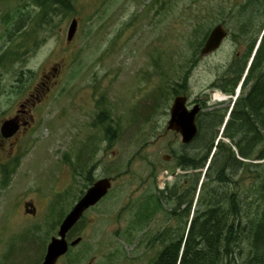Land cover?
<instances>
[{
	"label": "rangeland",
	"instance_id": "374dc122",
	"mask_svg": "<svg viewBox=\"0 0 264 264\" xmlns=\"http://www.w3.org/2000/svg\"><path fill=\"white\" fill-rule=\"evenodd\" d=\"M71 1L69 11L48 10L43 23L33 0H0L4 12L25 9L28 44L20 61L0 68V117L22 89L58 68L24 140L20 169L0 185V264H42L65 216L103 177L113 179L112 189L86 212L77 236L69 235L83 240L57 264H150L163 244L152 237L188 219H172L174 201L159 210L147 204L156 205L160 190L179 179L182 142L166 129L168 110L176 89L192 98L210 93L236 49L229 41L202 58L198 48L216 10L237 0ZM74 18L77 32L68 41ZM26 200L35 213L15 209Z\"/></svg>",
	"mask_w": 264,
	"mask_h": 264
},
{
	"label": "flooded vegetation",
	"instance_id": "af4514ba",
	"mask_svg": "<svg viewBox=\"0 0 264 264\" xmlns=\"http://www.w3.org/2000/svg\"><path fill=\"white\" fill-rule=\"evenodd\" d=\"M231 2V4L229 3V5L227 4L223 8L216 10L213 15L212 27L209 31L210 34L219 25L225 28L227 36L220 47L209 54H202L208 34L206 40L199 46L198 51H200L202 58H207L222 49L224 44L229 41L236 50L229 60L224 65H221L223 69L215 73L214 80L208 87L210 93L205 89L202 94L194 98L185 94L188 98L186 103L188 110L191 111L196 106L199 107L196 115L198 133L202 129V118L206 115L213 116L210 143L214 139V147L207 159L206 166L202 167L200 148L194 145V141L199 134L190 143H182L179 158H182L187 152L193 159L188 164H183L180 160L178 166L179 179L172 185L166 184L161 189L163 192H159L160 200H157L154 206L155 209L159 210L163 206L166 207L170 201H174V209L178 213L192 214L198 222L201 221L202 215L218 211L221 214L228 215L225 226H232L231 215L233 213L245 214L248 212L250 200L248 180L252 178L251 183L253 184L254 182V173L250 175L248 162L252 161V163L260 167L262 166L260 162H263V159L250 160L240 154L237 145L238 138L232 139L225 136L229 134H240L242 136L249 133L264 134V126L262 124L254 122V129L245 123L247 120L242 121L247 119V114L249 113H252V115L249 114L252 119H256L257 116L264 112V108L261 106L262 99L260 100L262 95L256 93L258 81L264 77V50L260 52L264 43V3L259 4V2L256 3L253 0ZM34 5L36 4L34 3ZM51 11L55 12L53 9ZM26 14L30 17L29 12ZM51 14L49 12L48 15L43 17V23L47 21L48 17H51ZM23 16L25 17V9L20 7L15 12L0 10V29H2L0 33V68L2 69H7L11 61H20L25 46L28 45L25 44L24 28L26 23ZM57 71V67L49 68L37 83L30 86L28 90L22 89L17 101L0 117V152H3L6 157L4 161H0V185H4L6 183L4 180L18 173L21 166V158H23L24 140L26 136L34 131L39 105L45 101L51 90L47 83L56 75ZM211 91L218 92L216 94H221L223 98L218 99L216 94L215 96L212 95ZM175 97L168 110L166 129L181 138L179 132L168 130V123L171 118L170 111ZM247 103H255L257 108H259L258 112L254 114L251 105H246ZM10 119L16 121L17 128L12 135L5 136L2 132V125L6 120ZM240 124H245L246 126L240 127ZM240 144L242 148H246L245 138L241 140ZM190 146H192V150L188 151L187 148ZM220 147H226L230 155L229 158L234 165L217 168L221 164V160H219L221 158L220 154L218 155ZM230 148L235 151V154H232ZM216 154L218 155V160L216 165L212 166ZM257 156H259L258 153ZM258 169L261 170L260 168ZM213 170L216 171V175L211 178L208 175ZM259 175L260 171L258 172ZM173 190L177 191L174 196L171 195ZM29 206L33 207V203L26 200L17 203L15 209L19 207V209L26 211L30 210ZM33 209L35 208L33 207ZM86 212L83 216H85ZM68 239H70L69 235Z\"/></svg>",
	"mask_w": 264,
	"mask_h": 264
},
{
	"label": "trees",
	"instance_id": "16d2710c",
	"mask_svg": "<svg viewBox=\"0 0 264 264\" xmlns=\"http://www.w3.org/2000/svg\"><path fill=\"white\" fill-rule=\"evenodd\" d=\"M253 1H256V3L259 2V4L264 3V0ZM34 3L38 5L40 10L38 12V18L40 21L43 20L45 15H48V10L53 9V11L58 13L60 10L69 11L73 6V1L71 0H34ZM254 5L257 6L258 4ZM263 50L264 43L261 46L260 52ZM258 82L259 84L256 93L262 95L260 100L262 99L261 106L264 108V77ZM180 87L184 88L185 86L180 84ZM178 94L182 93L179 89H176L175 95ZM246 105H251L254 114L259 110L255 103H247ZM244 108L245 106L242 109L244 110ZM249 114L252 115V113ZM249 114H247V119H243L242 121L247 120L245 123L254 129V122H258L264 126V112L260 114V116H257L256 119H252ZM212 120L213 116L211 115H206L202 118L201 132L198 133L199 135L194 141V145H197L200 148L202 167L206 166L207 159L214 147V139H212L210 143V139L212 138ZM244 125L245 124H240L239 126L243 127ZM107 136L106 137L109 139V134ZM225 137H231L232 139L238 138L237 145L240 154H243L250 160L263 159L264 161V134L249 133L244 136L240 134H229ZM243 138H245L246 141V148H242V145L240 144ZM187 150L191 151L192 146L188 147ZM231 152L232 154H235V151L232 149ZM257 153L259 156H257ZM219 154L221 157L219 159L221 160V164L220 166H217L218 169L221 167L225 168L226 165H234L229 158L230 155L226 147H220L218 151V155ZM218 155L216 154L213 159L214 162L212 163V166L216 165ZM192 159L193 158L190 157L187 152L182 158H179L178 153L176 164L177 169L180 160L183 164H188ZM248 167L250 175L254 173L253 179L256 181L255 184H251L248 188L250 199L248 212L245 214L233 213L231 215L232 226H225L228 215L224 213L221 214L218 211L202 215L200 222L197 221L196 217L192 216L191 218V215L187 214L188 219L185 221V227H174L175 225L172 224L173 227H166L159 231L156 236L152 237L153 242L161 241L163 244L162 248L152 259L150 264H243L240 262L239 256L247 250V247L245 246L247 244L246 239L249 241V257L245 260L246 264H263L264 208L261 210L258 206L261 207L260 202L264 199V162L260 167L257 164L252 163V161H249ZM259 171L260 175L258 176ZM214 175H216L215 170L210 172L208 176L213 178ZM249 178L251 177L249 176ZM161 191L163 192V190H160V192ZM176 192V190H173L171 195H176ZM158 200H160V196ZM147 204L149 207L154 208L155 206L151 205L149 202ZM173 214L174 216H172V219L177 220L178 222L186 216L184 213H178L175 209L173 210ZM176 226H181V224H176ZM76 227L77 226L70 231L69 235L71 237L77 236H75L74 232Z\"/></svg>",
	"mask_w": 264,
	"mask_h": 264
},
{
	"label": "water",
	"instance_id": "95a60500",
	"mask_svg": "<svg viewBox=\"0 0 264 264\" xmlns=\"http://www.w3.org/2000/svg\"><path fill=\"white\" fill-rule=\"evenodd\" d=\"M78 28V20L73 19L68 30V41H71ZM227 32L222 25L215 27L209 34L202 54L206 55L217 50ZM187 96L179 94L175 97L171 111L170 120L168 123V130L177 131L181 135L182 143H190L198 134V127L196 124V115L199 107L196 106L193 110H188ZM15 120H6L2 125V132L5 136L12 135L16 130ZM166 160L170 156L165 155ZM113 186V179L111 177H103L95 181L75 203L71 211L65 216L60 224L57 236H53L47 246V251L42 264H57L60 258L65 256L71 247L77 246L83 237L79 236L75 239L69 240L68 234L75 227V225L82 219L84 213L93 206H96L103 198H105ZM35 213V209L32 210Z\"/></svg>",
	"mask_w": 264,
	"mask_h": 264
},
{
	"label": "bare ground",
	"instance_id": "6f19581e",
	"mask_svg": "<svg viewBox=\"0 0 264 264\" xmlns=\"http://www.w3.org/2000/svg\"><path fill=\"white\" fill-rule=\"evenodd\" d=\"M216 97L218 98V99H222L223 98V96L221 95V94H216ZM256 162V161H255ZM259 162V161H258ZM264 162V161H263ZM263 162H260V163H263Z\"/></svg>",
	"mask_w": 264,
	"mask_h": 264
}]
</instances>
